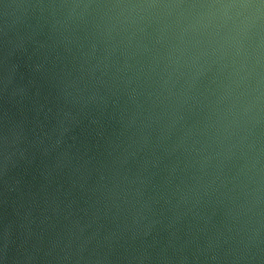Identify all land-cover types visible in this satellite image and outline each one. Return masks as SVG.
Instances as JSON below:
<instances>
[{"label":"water","instance_id":"1","mask_svg":"<svg viewBox=\"0 0 264 264\" xmlns=\"http://www.w3.org/2000/svg\"><path fill=\"white\" fill-rule=\"evenodd\" d=\"M0 264H264V0H0Z\"/></svg>","mask_w":264,"mask_h":264}]
</instances>
